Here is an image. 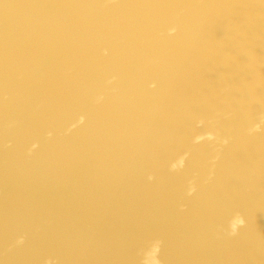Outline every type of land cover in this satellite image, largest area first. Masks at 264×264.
I'll return each instance as SVG.
<instances>
[{
  "label": "water",
  "instance_id": "obj_1",
  "mask_svg": "<svg viewBox=\"0 0 264 264\" xmlns=\"http://www.w3.org/2000/svg\"><path fill=\"white\" fill-rule=\"evenodd\" d=\"M0 264H264V0H0Z\"/></svg>",
  "mask_w": 264,
  "mask_h": 264
}]
</instances>
